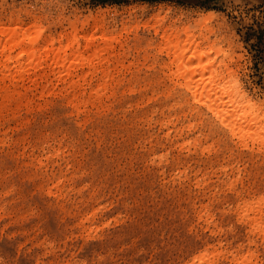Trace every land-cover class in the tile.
<instances>
[{
	"label": "rangeland",
	"instance_id": "374dc122",
	"mask_svg": "<svg viewBox=\"0 0 264 264\" xmlns=\"http://www.w3.org/2000/svg\"><path fill=\"white\" fill-rule=\"evenodd\" d=\"M189 27L264 109V0H0V40L39 31L44 59L0 56V264H264V150L171 76ZM41 47L100 59L60 78Z\"/></svg>",
	"mask_w": 264,
	"mask_h": 264
},
{
	"label": "bare ground",
	"instance_id": "6f19581e",
	"mask_svg": "<svg viewBox=\"0 0 264 264\" xmlns=\"http://www.w3.org/2000/svg\"><path fill=\"white\" fill-rule=\"evenodd\" d=\"M193 31L190 27L187 29L189 43L182 48L179 43L171 42L169 40L171 37L165 43V48L174 52L171 64L174 65L175 70L171 76L182 82L181 85L190 95L192 103L203 107L204 112L210 115L211 120L220 130L237 138L243 145L251 143L264 150V109L237 83L230 85L226 82L228 69L223 59L219 64L218 60L211 61L213 50L202 48L207 39L196 37ZM1 35L7 36L4 43L0 40V56L6 57L2 65L5 68L16 67L18 75L15 77L24 78L27 72L42 65L44 59L38 56V44L42 35L39 31H35L34 37H30V33L23 29L3 30ZM17 49L20 50L19 53L11 59L9 54ZM40 50H44L47 56L52 53L53 66L59 69L60 78L68 77L72 67L85 63L94 64L100 59L99 55L84 58L80 50L70 58L67 55L62 56L60 51L49 50L47 47H41ZM222 65L226 69L223 70ZM209 72L210 74L207 75ZM245 207L243 218L253 214L251 219L254 229L264 232V221H262L264 199L259 198L255 202L246 203ZM236 260L245 263L248 257L240 256ZM212 262L213 256L208 253L200 254L194 261L195 264Z\"/></svg>",
	"mask_w": 264,
	"mask_h": 264
}]
</instances>
